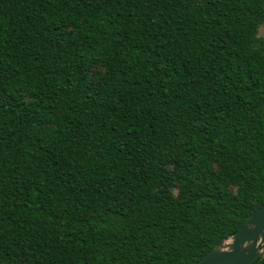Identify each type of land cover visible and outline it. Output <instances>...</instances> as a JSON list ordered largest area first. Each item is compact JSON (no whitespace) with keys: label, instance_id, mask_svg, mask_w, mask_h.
Returning a JSON list of instances; mask_svg holds the SVG:
<instances>
[{"label":"trees","instance_id":"16d2710c","mask_svg":"<svg viewBox=\"0 0 264 264\" xmlns=\"http://www.w3.org/2000/svg\"><path fill=\"white\" fill-rule=\"evenodd\" d=\"M262 26V0H0V264H197L239 230Z\"/></svg>","mask_w":264,"mask_h":264},{"label":"water","instance_id":"95a60500","mask_svg":"<svg viewBox=\"0 0 264 264\" xmlns=\"http://www.w3.org/2000/svg\"><path fill=\"white\" fill-rule=\"evenodd\" d=\"M259 257H264V207L256 209L239 230L217 243L197 264H251Z\"/></svg>","mask_w":264,"mask_h":264},{"label":"rangeland","instance_id":"374dc122","mask_svg":"<svg viewBox=\"0 0 264 264\" xmlns=\"http://www.w3.org/2000/svg\"><path fill=\"white\" fill-rule=\"evenodd\" d=\"M259 34L264 36V26L259 29Z\"/></svg>","mask_w":264,"mask_h":264}]
</instances>
